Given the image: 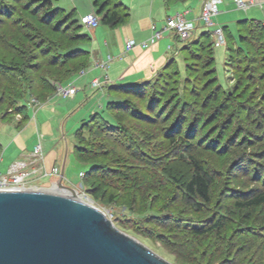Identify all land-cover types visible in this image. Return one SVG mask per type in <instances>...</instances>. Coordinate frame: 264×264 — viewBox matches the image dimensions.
Instances as JSON below:
<instances>
[{
	"label": "rangeland",
	"instance_id": "1",
	"mask_svg": "<svg viewBox=\"0 0 264 264\" xmlns=\"http://www.w3.org/2000/svg\"><path fill=\"white\" fill-rule=\"evenodd\" d=\"M102 1L122 13L117 0ZM54 6L66 13L73 11L74 18L80 20L92 10V1L55 0ZM45 7L41 0H0V61L25 64L21 71L26 75L17 81L12 74L9 80L0 76V145L12 142V131L22 132L20 138L30 141L35 130L34 123L15 127V120H22L17 118L22 110L16 109L18 100L26 94L27 105L33 107L53 99L36 119L46 162L57 160L56 148L64 145V153L69 150L66 177L70 184L66 186L76 190L80 201L103 213L119 232L170 264H264V204L255 209L238 206L264 191V36L256 39L258 31L249 33L254 26H244L246 41L242 44L247 52L243 53L238 49L237 10L222 12L223 21L218 25L227 29L226 46L214 49L217 82L222 88L211 78L207 63L211 50L193 48L195 56L189 66L182 62L191 58L188 53L178 58L174 54L177 63L163 69L152 83L131 91L110 90L108 100L90 103L68 116L62 132L60 114L66 115L64 110L72 98L61 100L55 91L69 75L58 67L33 69L54 60L57 47H69V39H74L79 29L65 14L48 12ZM179 13L187 18L190 12ZM199 13L200 6L191 20L195 24ZM197 26L191 38L203 27ZM212 30H207V42L214 47ZM83 61L78 57L67 66ZM47 72L52 76L58 73L61 82L55 83L50 97L45 99L47 93H43L38 100L37 84L29 79L48 78ZM93 93L100 96L98 90ZM117 97L129 102L107 113L115 118L117 129L102 130L105 125L96 119L81 139L74 137L95 111L92 107H99L97 113L107 118V102H121L113 99ZM24 114L32 118V109L27 108ZM75 141L81 154L89 157L86 164L74 157ZM190 143L193 147L184 150L182 145ZM189 156L199 160L212 178L208 203L197 204L184 196L191 172ZM10 163L8 154L3 155L1 174ZM87 163L92 168L81 180ZM39 184L31 181V189L40 188ZM215 226L218 229L210 231ZM194 230H202L201 237Z\"/></svg>",
	"mask_w": 264,
	"mask_h": 264
},
{
	"label": "crops",
	"instance_id": "2",
	"mask_svg": "<svg viewBox=\"0 0 264 264\" xmlns=\"http://www.w3.org/2000/svg\"><path fill=\"white\" fill-rule=\"evenodd\" d=\"M121 2L129 9V19L126 24L113 29L103 25H99V27L94 30L83 29L87 34L88 39L82 41L78 46L82 51L88 53L86 66L83 68L85 69V74L78 77L80 70L76 76L67 83L70 84L73 82L78 87V91L69 102L70 105L64 110L67 116L58 112L61 117L63 116L61 119L62 132L63 125L68 116L74 114L80 108L90 103L95 102L99 105L104 99L108 100L110 98L108 93L109 88L114 86H129L134 83L151 80L165 67L168 60L173 57L174 54L178 55L177 50L179 45L175 43L174 37L170 32L164 34V37L161 40L150 45L148 48L143 49L140 45L150 38L151 26L154 24L157 28H162L165 18L169 15L183 11L190 12L187 19L190 21L193 20V18L197 17L201 0H194L192 2L186 1L184 3L173 2L169 5L166 4L165 0H121ZM219 9L220 14L214 19L216 25L220 23L222 24L223 18H220L222 12L234 11L236 7L232 0H223ZM236 10L237 13H235V16H237V25L245 20H257L264 24V0H262L257 6H253L246 11L241 12V10ZM93 11L92 8V10L85 15L92 13ZM100 27H102L103 30H101ZM199 29L200 32L205 30L201 27ZM129 41H133L135 47L127 50L126 43ZM96 63H106V69L102 71L101 69L96 68ZM93 79H98L100 83L99 89L91 88L90 82ZM95 90H98L100 96L98 93H93ZM52 100L53 99H49L44 104L38 106L29 107L27 105V108L32 109V118L26 114L28 119L21 124H19V121L15 120V127L19 128L20 126L22 127L26 125L32 126L34 123V133H31L30 141H28V139L25 141V138L24 140L20 138L22 132L12 131V142L8 144L6 143L7 145L5 147L2 146L3 141L0 140V143H2L0 145V163L3 161V155L7 154L11 163L24 160L31 161L32 149L37 142V137H41L42 145L44 140L40 128H37L38 125H36L37 115L42 111L41 109H43V106L51 103ZM93 108L95 111L88 109L92 111V114L90 115L97 113L98 110L96 111V109L99 107H92V109ZM17 118L22 119V116L17 115ZM5 129L7 128H4V130ZM64 137L65 136L63 135V139ZM61 141L63 140L61 139ZM58 142L54 147L57 146ZM76 143L77 142L75 141V144ZM56 150L57 160H54L53 163L52 160L47 163L46 156L43 153L42 161L36 164V169H40L43 174L31 176L30 183L31 181L38 184L41 182V184H39L40 188L38 189L50 190V187L51 189L53 188L51 185L56 184L63 163L65 164L63 182L65 185L70 184L69 179L66 177L69 150L66 152L65 162L64 145L59 146ZM75 159L77 158L75 157ZM53 168H58V176L52 174Z\"/></svg>",
	"mask_w": 264,
	"mask_h": 264
},
{
	"label": "water",
	"instance_id": "3",
	"mask_svg": "<svg viewBox=\"0 0 264 264\" xmlns=\"http://www.w3.org/2000/svg\"><path fill=\"white\" fill-rule=\"evenodd\" d=\"M66 160V154H65ZM64 163L56 181L63 188ZM0 264H170L75 196L0 191Z\"/></svg>",
	"mask_w": 264,
	"mask_h": 264
},
{
	"label": "trees",
	"instance_id": "4",
	"mask_svg": "<svg viewBox=\"0 0 264 264\" xmlns=\"http://www.w3.org/2000/svg\"><path fill=\"white\" fill-rule=\"evenodd\" d=\"M92 1V8H93V12L99 17V21H100V25L109 27V28H117L119 26H122L124 24L127 23L128 19H129V9L128 7L123 4L121 2V0H117V4L116 7L117 8H121L122 13L118 12L115 9H111L109 7V4H107L105 1L102 0H91ZM54 2L55 0H41V3H46L47 7L46 11L50 12H61L63 14H65L66 17L70 18L72 23H76L77 27L79 30H77V34L75 36L74 39H69L70 40V46L67 47L66 49H62L61 47H57L53 56V59L55 60H46L43 64H41L40 66H36L33 70L34 71H40L41 69H43L45 66L48 68H54V67H58V69H61L62 74L65 75H69L66 79V81L61 84V85H66L68 82H70V80L72 78H74V76L80 71L82 70L85 66H86V60H87V56L88 53L82 51V49L78 46L79 44H81L82 41H86L88 39L87 34L83 31L84 26L81 23V20H76L73 16V11L66 13L64 10L57 8L54 6ZM166 4L169 5L173 2H177L176 0H165ZM101 17V18H100ZM246 25H252L254 26L250 28V32L252 34H256V32L258 31V33L256 34L257 36L255 37L256 39H259L260 36H264V24L260 21L257 20H245L243 22H240L237 25V36H238V49L240 51H242L243 53H246L247 50L244 47V44L246 41L245 35H243L242 31H243V27ZM255 26L257 29H255ZM256 32H254V31ZM225 34H227L226 28H225ZM209 31L207 30H203L201 32H199L198 36L191 38L185 42H178V40L175 41V43L178 45L180 43L178 48V56H176V58H178L180 55H182L183 53H188L189 57L191 58H187L184 59V66H189V60H191L192 58H194V52L192 53L191 50L193 48H200V49H207L208 51H210V55L207 57V63L209 61L210 65V74L212 75V80L216 83L217 88H222L221 85L218 84L217 82V77H216V71H215V66H214V49L215 47H213L211 45V43L209 44L207 42L208 38H209ZM205 44V45H204ZM212 47V48H211ZM230 47V46H229ZM230 52V49L228 51V53ZM19 55H21V51L18 53ZM18 57V56H16ZM78 57H83L84 61L79 63V64H72L71 67L67 66V63H72V62H76L78 60ZM176 58L171 57L167 64L165 65V67L163 68L164 70L168 69L172 63H177ZM15 63L17 62H13L11 60L10 63H6L3 61H0V69H2V71H0V76H2L1 79L3 78H7L9 80L10 75H14L15 80L13 81H17L20 78H26V75L23 74V72L21 71V68L25 65L22 64H18L15 65ZM15 65V66H14ZM23 65V66H22ZM25 69L27 67H24ZM28 69V68H27ZM160 70L151 80L145 81V82H138V83H134L132 85L129 86H114L109 88L110 90H117V91H131L135 88V86L140 87V85H144L147 84L149 82H153L154 80H156V78L160 75V72L163 71ZM189 70V69H188ZM46 75H48V78H45L44 76H40L39 78L35 80L29 79V82L31 83H36L37 84V94L38 97L36 96V98L38 100L41 99V97L43 96V93H47V95L45 94V99L50 97L49 92H52L54 90V85L55 83H60L61 81H57V79L60 77V75L57 73L56 76H52V73L47 72ZM20 77V78H19ZM7 83V82H6ZM30 84V83H29ZM32 85H30V88L28 89V91H31ZM123 93V92H122ZM26 95V94H25ZM24 95V98H25ZM22 99V100H18V107H16V109H18L19 107H21L20 109H22L20 112L21 113H17V115H22V120L19 121V124L25 122L28 117L26 114H24V112L27 109V102L26 99ZM115 100H119L121 102H112L108 101L106 108H105V112L106 115L108 112H111L113 110H117L116 108H123L124 105H129V102L126 98L123 97H117V98H113ZM19 109V110H20ZM101 113V112H100ZM4 114V111H3ZM16 114V113H15ZM102 115V116H101ZM6 115H3V118ZM100 119L102 121V123L105 125L102 128V130L105 131H112L113 129H117L116 126V121L115 118L110 116L107 118H105V116L103 115V113L99 114V113H95L93 115H90L88 117V119L84 120L81 123L80 128L75 132V138L76 139H81L83 137V131L88 130L87 126H89L90 124L94 125L95 120ZM111 119V120H110ZM4 120V119H3ZM110 120V121H107ZM91 127V126H89ZM184 142V141H181ZM184 146V150L192 148L193 145L190 144H185L182 145ZM82 148H80L79 144L76 143V145L74 146V154L75 157L77 158V160H79L82 163H85V161H89V157L84 156L81 154V150ZM0 152H1V146H0ZM190 159V163H191V172H190V177L188 178V180L186 181V183L184 184L183 187V193L184 196L186 198V200H195L197 204H200L198 201H202L203 203H208L210 201V187L212 184V178L211 176L203 171V166L200 164V161L193 158L192 156H189ZM88 169L85 171V173H83V176L81 177V180L84 178V175L87 174L90 169L92 168L91 166H89V164L87 163ZM82 182V181H81ZM194 201V202H195ZM264 204V191H262L261 193L257 194L256 196H254L252 199L246 201L245 203H239L238 206L242 207V208H251V209H255L261 205ZM218 226H215L214 229L210 230H217ZM194 232L196 233V236L201 237L200 235L203 233L202 230H194ZM209 232V231H206Z\"/></svg>",
	"mask_w": 264,
	"mask_h": 264
},
{
	"label": "built area",
	"instance_id": "5",
	"mask_svg": "<svg viewBox=\"0 0 264 264\" xmlns=\"http://www.w3.org/2000/svg\"><path fill=\"white\" fill-rule=\"evenodd\" d=\"M234 6L238 10L246 11L253 6H257L262 0H232ZM223 0H202L200 5L199 17L196 21V24L186 18L184 14L179 12L169 15L166 17L165 22L162 28H157L156 25L151 26V35L150 38L142 43L140 47L143 49L148 48L150 45H153L155 42L161 40L164 37L165 32H170L174 37L175 41L185 42L191 39L192 34L198 28V24H202V28L207 30L213 28L211 35L214 37V47H224L226 46V39L224 36V31L221 26L215 27L213 24V19L220 14V5ZM81 23L84 27L90 30H94L100 25L99 18L97 15L92 12L81 18ZM135 47L133 41L126 43V49L130 50ZM96 68L101 69L102 71L106 69V63H96ZM85 74V69L81 70L78 73V77H81ZM91 88L99 89L100 83L98 79H93L90 82ZM78 87L72 82L67 85H60L55 91V97L65 100L67 98H72ZM32 159L31 161H17L10 165L5 174L0 173V191H12V190H25L31 189L30 178L36 174L41 173L40 169H36V164L40 163L43 158V146L41 137H37V142L32 149ZM41 168V166H40ZM52 174L58 176V168H53ZM45 175V174H44ZM83 175L80 174V177ZM55 185V184H54Z\"/></svg>",
	"mask_w": 264,
	"mask_h": 264
},
{
	"label": "bare ground",
	"instance_id": "6",
	"mask_svg": "<svg viewBox=\"0 0 264 264\" xmlns=\"http://www.w3.org/2000/svg\"><path fill=\"white\" fill-rule=\"evenodd\" d=\"M52 190V192L54 191V192H58V193H60V194H62V195H65V196H68V197H73V196H75L76 198H78V200H80V198H79V196L77 195V193L75 194V193H73V192H71V191H69V190H66V189H62V190H58V188L56 187V184L53 186V188L51 189ZM83 202V201H82ZM84 203V202H83ZM86 204V203H85ZM88 205H90V204H88Z\"/></svg>",
	"mask_w": 264,
	"mask_h": 264
}]
</instances>
